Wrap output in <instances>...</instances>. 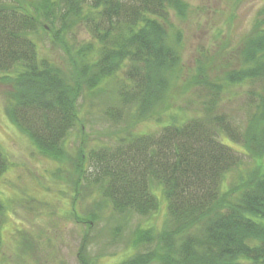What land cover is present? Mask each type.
I'll return each instance as SVG.
<instances>
[{"label":"trees","instance_id":"1","mask_svg":"<svg viewBox=\"0 0 264 264\" xmlns=\"http://www.w3.org/2000/svg\"><path fill=\"white\" fill-rule=\"evenodd\" d=\"M26 1L0 4V79L14 88L5 106L10 123L41 156L62 163L67 140L80 123L78 98L113 80L120 106L106 115L120 123L127 111L129 126L112 145L89 150L83 142L77 146L79 181L93 184L125 221L159 210L155 189L165 200L163 228H137L131 238L133 253L120 264H264V91L240 128L219 107L224 89L233 83H208L201 75L204 69L197 67L201 74L193 82L195 98L184 99L176 109L193 111V116L178 115L172 121L166 116L170 108L159 105L178 68L176 41L169 43L165 25L170 10L177 16L185 10L180 0ZM41 18L57 28L49 26L64 46L72 24L84 26L93 39V45L77 49L72 57L78 72L73 87L58 66L40 56L32 39ZM251 37L250 56L255 55L256 63L245 80L252 86L261 75L259 64H264L259 61L264 30ZM155 110L156 122L161 116L168 121L150 133L131 131ZM222 138L240 144L244 152ZM243 156L254 158V165L239 172L224 191L225 174L238 168ZM6 169L0 148V176ZM3 211L0 201V245ZM80 264L86 262L80 259Z\"/></svg>","mask_w":264,"mask_h":264},{"label":"rangeland","instance_id":"2","mask_svg":"<svg viewBox=\"0 0 264 264\" xmlns=\"http://www.w3.org/2000/svg\"><path fill=\"white\" fill-rule=\"evenodd\" d=\"M12 1L0 0V4ZM180 2L186 6L185 10L179 16L170 10L165 25L169 43L176 41L178 68L168 80L159 109L170 108L166 116L172 121L178 120V115L193 116V111L183 114L176 109L184 99L191 98L194 79L201 74L196 69L202 67L204 81L233 83L224 89L219 107L238 127H245L257 104L258 93L264 91V64L258 63L261 75L256 76L252 86L249 79L245 80L247 69L256 63L252 60L255 55L250 56L254 45H249V39H254L251 37L254 32L264 30V0ZM40 20V31L32 37L40 46V56L58 66L65 81L75 86L78 72L72 57L77 49L93 45L91 35L84 26L72 24L64 34V46L52 35L49 30L52 26ZM52 29L57 30L55 26ZM259 61H264V57ZM230 75L236 81L233 78L230 82L227 79ZM13 91L10 82L0 79V148L7 162V169L0 176V201L4 207L0 264H80V259L86 264H120L133 253L131 238L137 228L154 231L163 228L167 212L162 193L155 189L159 210L150 216H127L125 221L93 184L79 181L74 164L77 146L83 142L89 150L112 145L117 135L129 126L127 111L120 123L106 115L111 107L120 106L113 80L102 82L78 98L80 123L67 140L66 159L62 163L41 156L27 136L10 123L5 106L7 95ZM167 121L161 116L156 122L155 110L147 119L133 124L131 131L150 133ZM80 125L83 133H79ZM222 140L236 151L244 152L240 144ZM255 161L243 156L241 165L225 174L222 189L229 190L236 175Z\"/></svg>","mask_w":264,"mask_h":264}]
</instances>
